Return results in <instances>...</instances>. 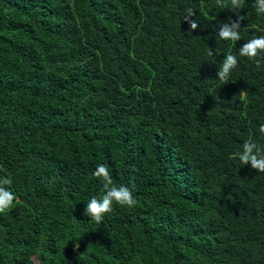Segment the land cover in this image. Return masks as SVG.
Listing matches in <instances>:
<instances>
[{
  "label": "trees",
  "instance_id": "obj_1",
  "mask_svg": "<svg viewBox=\"0 0 264 264\" xmlns=\"http://www.w3.org/2000/svg\"><path fill=\"white\" fill-rule=\"evenodd\" d=\"M240 15L232 42L216 0H0V177L17 196L0 264H264V173L235 156L264 148V55H239L264 14ZM99 164L137 204L96 223Z\"/></svg>",
  "mask_w": 264,
  "mask_h": 264
},
{
  "label": "clouds",
  "instance_id": "obj_2",
  "mask_svg": "<svg viewBox=\"0 0 264 264\" xmlns=\"http://www.w3.org/2000/svg\"><path fill=\"white\" fill-rule=\"evenodd\" d=\"M216 3L221 8H229L235 14L236 19L229 17L227 23H221L217 35L224 41L236 42L241 40L240 29L243 17L240 15V9L243 7L244 0H216ZM254 8L257 14H264V0H254ZM187 15L184 20L189 23L190 30L198 28V23L193 20L195 16L191 8L186 10ZM208 55L212 52L209 50ZM241 57H247L250 60H255L258 56L264 55V35L257 36L244 43L239 49ZM238 60L235 55L228 54L223 60L221 67L217 71V78L224 83H227L231 72L237 67ZM259 66V61H257ZM259 132L264 135V124L259 126ZM243 165H251L252 169L264 173V148L259 144L246 141L242 145V151L235 154ZM94 177L100 180L103 184L104 194L100 199L92 197L85 206L84 214L91 218L96 223H101L106 214L113 211V204H118L122 207L132 208L137 204L132 192L126 186L117 187L112 179L108 168L103 165H97ZM12 182L6 177H0V214L6 213L14 206L17 196L5 186Z\"/></svg>",
  "mask_w": 264,
  "mask_h": 264
}]
</instances>
